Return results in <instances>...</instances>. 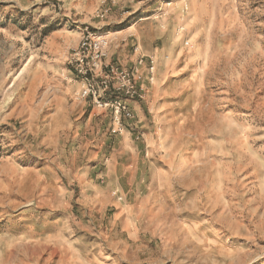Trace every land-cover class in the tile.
Returning <instances> with one entry per match:
<instances>
[{
  "label": "rangeland",
  "instance_id": "1",
  "mask_svg": "<svg viewBox=\"0 0 264 264\" xmlns=\"http://www.w3.org/2000/svg\"><path fill=\"white\" fill-rule=\"evenodd\" d=\"M83 26L154 61L122 134ZM0 264H264V0H0Z\"/></svg>",
  "mask_w": 264,
  "mask_h": 264
},
{
  "label": "built area",
  "instance_id": "2",
  "mask_svg": "<svg viewBox=\"0 0 264 264\" xmlns=\"http://www.w3.org/2000/svg\"><path fill=\"white\" fill-rule=\"evenodd\" d=\"M109 10H97L94 18L104 20ZM110 34L97 28L83 26L79 29L78 43L65 58L71 77L65 81L78 83L77 101L90 100L93 107L109 110L112 134H122L124 122L133 119L129 104L144 102L154 81L155 65L152 58H145L139 49L131 66H121L109 59Z\"/></svg>",
  "mask_w": 264,
  "mask_h": 264
},
{
  "label": "crops",
  "instance_id": "3",
  "mask_svg": "<svg viewBox=\"0 0 264 264\" xmlns=\"http://www.w3.org/2000/svg\"><path fill=\"white\" fill-rule=\"evenodd\" d=\"M97 10H99V9H97ZM97 10H96V11H97ZM96 11H94V12H96ZM94 12H93V13H94ZM94 28H97V26L94 27ZM113 62H114V61H113ZM115 63H116V62H115ZM117 64H119V63H117ZM119 65L123 66V64H121V63H120ZM131 109H132V108H131Z\"/></svg>",
  "mask_w": 264,
  "mask_h": 264
}]
</instances>
